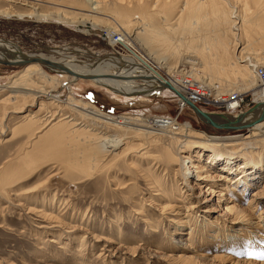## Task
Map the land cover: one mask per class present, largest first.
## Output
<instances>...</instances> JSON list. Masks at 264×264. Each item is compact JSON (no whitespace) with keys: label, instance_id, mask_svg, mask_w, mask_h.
<instances>
[{"label":"rangeland","instance_id":"rangeland-1","mask_svg":"<svg viewBox=\"0 0 264 264\" xmlns=\"http://www.w3.org/2000/svg\"><path fill=\"white\" fill-rule=\"evenodd\" d=\"M51 1L53 0H30L29 3H26L24 0H0V41L12 42L15 46H19L28 53H48L56 48H65L66 50L64 51L66 52L78 54L79 60L92 62L100 58L110 60L109 58L114 55H128L129 50L122 43L112 45L105 35L108 29L112 30L113 40L116 41L119 36L114 35V33H119L118 30L121 29L119 31H128L130 42L133 41V48L137 53L139 52L148 60L150 59L156 66L160 65L159 58L163 59H161V62L165 61L163 63L167 64L165 65L166 68L162 67L160 69L165 74L169 73L168 70H171V68H178L179 70L184 68L185 72L193 70L203 76V79H207L212 75L213 71L211 72L210 70L213 67L218 66V64H226L225 66H227L230 63L224 52L225 47L222 46L221 48L218 45V49L216 44H219L217 38L220 41L222 39L224 43H229L230 34L223 27L221 29L215 26L213 19L210 22L207 20L206 22H201L205 24L200 25L201 27L199 28H202V30L198 28L193 33H188L189 31L182 32L183 26H181V28L179 27L181 30L179 28L176 29L180 32L174 31L171 35V37L176 36L172 38L175 40H171L172 43L165 42L167 46L165 43H161L162 45L159 44L157 47L147 48L146 45L141 43L140 39L135 38L137 31L140 30L137 25H131L128 28L126 27V29L124 27L121 28L117 24L119 20H114L113 22L110 21L112 20L110 18L107 21L89 20L84 21V25L78 26L75 23L71 24L50 19L41 21L38 18L23 15V13L32 10L30 5H35L42 12L48 11L53 6L50 3ZM124 1L129 2L130 0ZM134 1L132 0L130 5L124 2L125 4L123 3V5L127 6L125 7L127 10L135 12L134 10L138 8V5ZM184 1L166 0L164 2L163 0L160 8L164 5L161 8L162 12H159V14H163L167 8L171 7L172 12L169 17L171 22L175 23L173 25H176L179 17H181V20L183 19L182 17H184L183 20H187L188 16L193 19L194 16L192 15L194 14H191V5L185 4ZM166 2H168V5ZM66 4L64 3L65 9L75 10L72 9L73 6ZM169 5L170 7H168ZM5 8L12 10V14H3L2 11ZM209 8H202L203 11L201 10L199 14L197 12V16L202 13L206 17V12H211L207 11ZM199 17L201 18V15ZM114 24H117V28ZM180 25H183V23ZM86 29H89V31ZM217 30L218 32H216ZM261 32L260 28H257L256 32L252 31V34L254 33L252 37L254 46L249 47L248 53L250 51L249 54L251 56H248L249 58L264 57V52L262 49L260 50L259 44L264 42L258 38L262 34ZM215 36L217 37L215 38ZM182 38H184L183 41L181 40ZM176 39H179V42ZM212 40L213 43L216 42L214 47L212 46L213 48L211 47L209 50L204 48L205 43ZM245 40L244 38L243 42H246ZM178 47H181V49ZM177 49L178 51H175ZM232 49L233 47L231 46ZM159 51L160 53L158 54ZM186 58L191 59L195 64L188 62ZM205 58L210 63H207ZM260 61H263L261 64L264 65V58L260 59ZM207 64H210L212 68ZM22 68V66L0 62L1 86L9 85L11 80L17 78L15 75ZM44 68L49 74H56L50 67L45 66ZM59 75V78L63 81L62 84H64H61L52 93L57 94V98L61 101L66 100V97L72 92L71 94L76 97L96 105L102 111L111 115L137 116L143 112L146 117L151 118L167 116L179 124L189 123L195 130L207 134L208 139L226 138L225 140H220L216 146L210 144L214 140L209 141L207 139H203L204 144L200 145L191 143L184 145V143L178 142L174 143L176 144L174 146L168 137L164 138L160 135H154L149 138L141 137L130 131L127 135H123L125 136L124 138L122 137L124 144L117 150L119 157L114 153L109 156H104V153H102L104 156V162H101L102 169L93 176L77 173L76 179L66 177L65 171L63 172L64 169L60 168L61 164L54 158L55 156H44V154H42L43 157L38 156L37 160H39H36L35 166L37 169L30 172L25 171L20 179L6 188L8 193L0 197V264H179L175 261L177 254L182 251L181 245L177 244V239H175L176 233L180 228L177 224L178 220L189 218L191 221L196 222L198 220L200 222L205 216L204 223L205 221L210 224L213 222L212 225L219 223L218 226H215H217L218 230H221L222 234L223 230L227 228L228 231L225 232V236L233 235L234 231L243 228L242 224H237L232 220L234 216H230L225 212L224 204L226 201L223 202L221 207L216 206L215 200L218 195L215 197L210 190H207L210 184L206 185V182L218 184L219 186L227 184L226 180L216 177L221 174L225 175L227 172V166L222 163L223 159L231 158L237 164L244 159L255 161L259 157L264 156V139L260 136L245 137L250 133L249 126L241 127L240 129H237L239 126H233L236 128L226 127L221 130L216 129L202 120L188 106L182 108L179 97L173 92V94L171 92L164 93V90L154 92L142 100H129L120 96L117 97L118 99H113L105 88L94 86L87 78L79 80L75 85L71 83L72 91H70L66 88L69 84L68 78L62 76V73ZM211 77L214 84L205 87L209 89L210 93L207 97L209 99L199 105L202 111L222 115H234L236 113L244 115L245 113L250 114L253 109L258 107L257 98H259L258 92L260 88L255 86L252 88L244 87L246 90L243 87H239V90L242 89L240 92H243L240 97H237V99L242 98L239 107L231 109L227 105L217 104L214 102V97L217 95V85L220 81L214 76ZM138 81L141 82V80ZM226 91L220 93L228 95ZM12 94L9 88H0V126H3L0 127V129L2 128L0 130V173L7 168L10 169L8 171L9 174L14 172V169L23 162V159L17 156L21 149L24 148V143L27 139L26 132H15L14 128L20 124L24 114L29 113V111L36 113L40 107V101L32 103L28 100L27 103L15 102L18 106L25 104L26 107L24 105L20 112L18 111L19 109L14 111L13 104L9 102H6V104L4 101L8 99V95L11 96ZM5 108L7 109L5 110ZM44 114L46 113H41V115ZM100 130L104 129L101 128ZM109 134L122 136V133L119 131L113 132V130H110ZM195 139L200 140V138H192L191 140ZM181 140H184V138L181 137ZM170 145L172 149L178 147L179 150L177 149V151L181 155H189L193 156V158H196L197 153L201 152L202 155L196 163L210 167V171L204 173V175L210 176L204 180H197L194 177L195 172L193 175L189 173V163L186 161L183 165L179 164L180 162L173 163V165L172 162H168L166 155H164V147ZM79 147L83 151V144ZM141 148L145 149L142 150ZM139 150L142 151L140 152ZM138 151L140 153L147 151L148 155L146 157L139 156L140 153ZM213 151L218 152L221 157L215 166L211 164V157L209 156ZM83 152L82 155L88 156L85 151ZM153 155H159L161 158L158 156L159 158L156 157L155 159ZM88 158H84L83 161L88 163ZM260 165V168L257 169L259 170L258 173H254L256 169L251 164L246 172V175L247 173L250 176L256 175V180L259 179L257 185L247 186L242 198L235 199L238 200L237 204L240 205H238V209L243 210L242 213H245L247 217H256L255 203H257V210H264V157ZM232 166L234 167L235 164H232ZM109 167L110 169H108ZM184 174L188 175V180L185 179ZM154 179L159 180V185H161L158 187L160 188L159 190H154L156 187L149 183ZM205 180V183L199 185L200 182ZM200 188H202L201 192ZM218 188L222 189V187ZM218 188L216 189L218 190ZM242 188L243 186L239 190ZM176 189L183 191L181 193L182 198H185L184 201H174L172 199L173 192ZM228 195L230 196V193L224 197ZM231 196L236 198L234 195ZM250 200L253 203L251 202V205H248ZM175 203H178L179 207H172V204ZM163 205H167L164 211L161 208ZM45 212L51 215H58L62 222L57 221L55 218L47 217L44 214ZM184 215H187V218ZM154 226L158 229L157 232L152 231ZM188 230V228H185L184 231L187 232ZM241 231L245 235L249 234L246 229ZM260 231L262 234V229ZM209 253V255L213 256L215 252L209 251ZM220 253L230 254V250L221 251ZM232 257H236V254ZM237 257L238 260L242 261V264H245L242 260L243 257ZM209 261L213 262L212 260ZM227 264H230V261Z\"/></svg>","mask_w":264,"mask_h":264},{"label":"bare ground","instance_id":"bare-ground-1","mask_svg":"<svg viewBox=\"0 0 264 264\" xmlns=\"http://www.w3.org/2000/svg\"><path fill=\"white\" fill-rule=\"evenodd\" d=\"M24 1L29 3L30 0ZM123 1L124 0H53L50 2L53 4V6H51V9L48 11L42 12L35 5H30L32 10L23 13V15L32 16L38 18L41 21L46 19L58 20L71 24L75 23L78 26L81 24L84 25V21L89 20L107 21L112 19L110 20L111 22L114 20H119L117 21V24H119L121 28L124 27L126 29V27L128 28L131 25H137V28L140 30L137 31L135 38L140 39L141 43L146 45L147 48H154L161 43L171 42V40H174L172 38L176 37H171V35L174 33V31L180 32L176 29L179 27L181 28V26H183L182 28L184 31L180 28L179 29L182 32L189 31L188 33H193L194 31L196 32L199 27H201V24H204L201 22H206V20L210 22V20L213 19L216 24L215 26L220 28L223 27L226 29L227 33L230 34L229 43H224L222 39L220 41V39L218 40L217 38L219 44L216 42L213 43L212 40L205 43L204 46V48L207 50H209L212 46L214 47L215 43L217 44V47L218 45L221 48L222 46L225 47L224 52L227 56L226 58L228 61L230 60V63H228L227 66H225L226 64H218V66L213 67V69H211L212 67L210 64H207L211 67H209L211 69L210 71H213L211 76L216 77L220 81L217 85L218 90L216 91L217 95L214 97V102L216 101L219 102V104L227 105L228 107H231V109L239 107L241 105L240 102L242 101V98L237 99V97H240V95L243 93L240 92L242 89L239 90V87L252 88L255 86L256 88H260V91L258 92L259 98H257L258 107L253 109L250 114L245 113L244 115H239V113L234 115H222L208 111L204 116H199L196 112L195 113L202 120L206 122H208L207 120L214 121L221 128L249 126L250 133L245 137L260 136L262 139H264V86L263 84L259 83V81H257L258 79L256 77V69L260 66H264L261 64L263 61H260V59H263L264 57H248L250 56V51L248 53L249 47L254 46V43L252 42L254 33L252 34V31L256 32L257 28H260L262 30V34H260L258 38L264 42V0H185V4L191 5V14H194L192 16L195 18L193 17L192 19L191 16H188L189 18L187 20H183L184 17H182V21L181 17H179V20L177 19L178 22H176V25H173L175 23L171 22L169 17L172 12L170 5L168 6L170 8H167V10L163 12L164 15L159 14V12H162L161 8L164 4L161 8L160 4L161 2L163 3V0L161 2L160 0H133L135 4L137 3L138 5L137 9L134 7L135 12L127 10L125 8L127 6L123 5L125 1ZM165 1L166 0H164V2ZM131 2L132 0L125 3L130 5ZM64 3H67L66 5L69 4L73 6L72 9L75 10L71 11L69 8L65 9ZM166 3L168 5V2ZM204 7H210L207 11L211 12H206V17H204V14L203 16L202 13H200V18V15L197 16V12L199 14V12H201L202 8ZM2 12L3 14L5 13L10 15L13 11L5 8ZM158 18H160L159 22L161 21V24L158 22ZM181 23H183V25H180ZM117 24L114 25L116 26ZM199 29L202 30V28ZM86 30L89 31V29ZM119 30V33H114V35L119 36L118 40L116 41L113 40L112 30L108 29L107 34L105 35L112 45L115 43H122L129 50L128 55H114L109 58L110 60L100 58L92 62L79 60L80 58L78 59V54L76 55L71 52H66L64 51L66 50L65 48H56L52 51L49 50L50 52L48 53H28L23 51L19 46H15L12 42L0 41V62L23 67L15 75L17 78L14 77L16 79L11 80L9 85L1 86L0 84L1 89L9 88V90H11L13 93L11 96L8 95V99L4 100L5 103L9 102L13 104L12 107L15 109L14 111L19 109L18 111L20 112L25 104L18 106L15 102L27 103V101L30 100V102L35 103L40 101V107L37 112L33 113L29 111V113L24 114L20 124L14 128L15 132L27 133V139L24 143V148L21 149L17 156L18 158L20 157L23 159V162L22 160V163L18 162L20 164L14 169V172H11V174L8 172L10 169L7 168L0 173V197H3V194L8 193L6 188L10 187L11 183L20 179L25 171L30 172L34 169H37V167H35L37 163L36 160L38 156L43 157L42 154H44V156H55L54 158H56L58 163L61 164L60 168L64 169L63 172L65 171L66 177L76 179L77 173H83L86 174V176H93L97 171L102 169L101 162L104 160V156H109L112 153L117 154L118 156L117 150L124 144L123 138L125 136L123 135H127V133L130 131H133L141 137L149 138L153 137L154 135H160L164 138L168 137L170 142L173 144L180 142L184 143V145L189 143L200 145L204 144L203 139H207L209 141L214 140L213 142H210V144H212V146H216L220 140H225L226 137H221L223 139H208L207 134L195 130L189 123L179 124L174 119L167 116H156L151 118L146 117L143 112L137 116H126L123 114L111 115L110 113L102 111L96 105L76 97L75 95L71 94L72 92L66 97V100L62 101L57 98V94L52 93L62 84L63 81L59 78V74L62 73V76L68 78L69 84L66 88L70 91H72L71 83L75 85V83L77 84L79 80L87 78L94 86L102 87V89L105 88L106 92L113 99H118L117 97L120 96L121 98L129 100H142L151 93L164 90V93H175L179 97L180 104L182 103V108L188 106L192 109L190 103L199 108L201 102L207 98L206 93H210L203 91L201 88L204 90H209L205 87L214 84L212 81L213 78L210 75L209 76L211 78L209 77L207 79H203V76L199 75L197 72H194L191 69L190 72H185L184 68H181L180 70L178 68H171V70H168L169 73L165 74L160 71L162 67L166 68L165 65H167L163 63L165 61L161 62L162 58L158 59V61L160 60V65L157 64L158 66H156L150 61V59L148 60L141 53H137V51L133 48V41L130 42L128 31L124 32ZM216 32H218V30ZM177 36L179 37V35ZM185 36L187 37V35ZM216 37L217 36H215V38ZM244 38L246 39V42H243ZM183 39L184 38L181 40L183 41ZM176 40L178 41L179 39ZM259 44L260 50L262 49L264 52V43ZM165 45L167 46L166 43ZM231 46L233 47L232 50ZM181 47L178 48L181 49ZM175 51H178V49ZM257 52L255 53L257 54ZM159 53L160 51L158 54ZM187 61L195 64L191 59H187ZM205 61H207V58H205ZM207 63L210 62L207 61ZM45 66L53 69L56 74H49L44 68ZM138 80H141V82ZM245 88L244 90H246ZM225 91L229 96L227 94H221ZM24 107H26V105ZM6 109L7 108H5V110ZM42 112H45L46 114L41 115ZM229 122L231 123V126ZM101 128L104 130L101 131ZM110 130H113V132L119 131L122 133V136H114V134H109ZM181 137H183L184 140H181ZM192 138H200V140H191ZM82 144L88 152L87 154L86 150L83 148L85 154L88 155L86 157H89L88 163L83 161V159L86 157L85 155H82L84 152L81 151L79 147ZM175 145L176 144H174V146ZM141 149L143 150L145 148ZM177 149L178 147L176 149H172L171 145L164 147V155H166V160H168V162H172V165L173 163L180 162L179 164L183 165L186 161L189 163V173L193 175L195 172L194 177L197 178V180H204L210 176L204 175L205 172L210 171V167L196 163V161L202 155L201 152H198L197 157L193 158V156L181 155ZM102 153H104V156ZM147 155V151L139 154V156L144 157ZM154 156L155 155H153V157ZM158 156H155L154 158H159L161 154L159 157ZM209 156L211 157V164L214 166L217 165V162L221 159L220 154L216 151H213V153H211ZM263 157L264 156H261L255 161L244 159L237 164L234 163L235 161H233L231 158L223 159L224 161L222 163L223 165L227 166V170H225L228 173L226 172L225 175L221 174L217 175L216 177L226 180L227 184L219 186L218 184L215 185L213 183H207L206 180L199 183V185L205 182L206 185L210 184L209 187H207V190H210L215 197L218 195L215 200L216 206L221 207L223 202L226 201L224 204L225 212L230 216H234L232 220L237 224H242L243 228L234 231L233 235L229 234V236H225V232L228 230L227 228L224 229L222 234L221 230L217 229L219 223L214 225H212L213 222L210 224L205 221L204 223L203 220L205 216L202 220H200V222H198V220L195 222L187 218V215H184L187 219L178 220L177 222L178 227L180 228L178 231L176 230L177 233L175 239H177L176 243L181 245L182 251L177 254L175 258L176 262L179 264H227L230 261V264L231 262L232 264H242V261L237 259V256H241L243 257L242 260L245 264L264 263V210H257V203H255L254 210L257 211L256 217H247L245 213H242L243 210L238 209V200H235L242 198L244 190L247 186L251 187L254 184L257 185L259 182V179L256 180L257 178L255 174L250 176L248 173L246 175V172L250 164L251 166L255 167L256 170L259 169L261 166L260 162L263 161ZM109 164L111 166L110 160ZM232 164H235L236 167H233ZM108 169H110V167ZM256 170L254 173H258L259 170H257V172ZM184 177L186 180H188L187 174H184ZM149 183L156 187L154 190L160 189L158 188L161 186L159 185L158 179H154ZM242 186L243 188L239 190V188ZM218 187H222V189H219ZM216 188H218V190ZM201 191L202 188H200V192ZM181 192L183 191L176 189L174 190L173 195H169H172V199H174V201H184L185 198H182ZM229 193L230 196L228 195L227 197H224ZM231 195H234L236 198H233ZM251 202L252 201L250 200L248 205H251ZM177 204L178 203L172 204V207H179ZM167 205H163L161 207L163 211L167 208ZM44 214H46V216L50 217L51 219L55 218L57 221L62 222L60 221L61 219L58 215H51L48 212H45ZM185 228H188L189 230L185 232ZM243 229H246L249 234L245 235V233L241 231ZM257 229H262L263 233L261 234V231ZM152 231L157 232L158 229L154 226L152 227ZM228 249L230 250V254L220 253L221 251L226 252ZM209 251L215 252L214 255H209ZM235 254L236 257H232ZM209 260H212L213 262H210Z\"/></svg>","mask_w":264,"mask_h":264},{"label":"water","instance_id":"water-1","mask_svg":"<svg viewBox=\"0 0 264 264\" xmlns=\"http://www.w3.org/2000/svg\"><path fill=\"white\" fill-rule=\"evenodd\" d=\"M190 105H191V107H192V110L194 111V112H196L199 116L201 115V116H204L205 114H206V112H204V111H202L200 108H198L197 106H195V105H193L192 103H190ZM208 119V118H207ZM208 122V124L210 125V126H212V127H214V128H216V129H223V128H221V127H219L218 125H217V123H215L214 121H211V120H207ZM242 126H239L237 129H240ZM237 129H233V130H237Z\"/></svg>","mask_w":264,"mask_h":264},{"label":"built area","instance_id":"built-area-1","mask_svg":"<svg viewBox=\"0 0 264 264\" xmlns=\"http://www.w3.org/2000/svg\"><path fill=\"white\" fill-rule=\"evenodd\" d=\"M118 40V39H117ZM256 77H257V79H258V81L261 83V84H263L264 85V66H260V67H258L257 69H256ZM203 91H207V92H209L208 90H204L203 88H201ZM207 95H206V97H208V95H209V93H206ZM206 99H209V98H206ZM206 99H204L203 101H205ZM202 101V102H203ZM216 102V101H215ZM217 104L219 103V102H216Z\"/></svg>","mask_w":264,"mask_h":264}]
</instances>
